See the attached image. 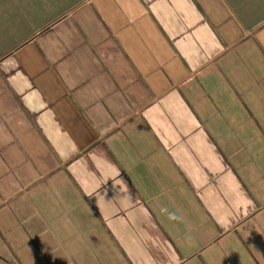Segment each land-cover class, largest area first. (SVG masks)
<instances>
[{
  "label": "crops",
  "instance_id": "obj_1",
  "mask_svg": "<svg viewBox=\"0 0 264 264\" xmlns=\"http://www.w3.org/2000/svg\"><path fill=\"white\" fill-rule=\"evenodd\" d=\"M0 260L264 264V0H0Z\"/></svg>",
  "mask_w": 264,
  "mask_h": 264
},
{
  "label": "clouds",
  "instance_id": "obj_2",
  "mask_svg": "<svg viewBox=\"0 0 264 264\" xmlns=\"http://www.w3.org/2000/svg\"><path fill=\"white\" fill-rule=\"evenodd\" d=\"M163 211L167 212V209H163ZM168 218L169 220H173V221L182 219V217L177 216V214L174 212L168 213Z\"/></svg>",
  "mask_w": 264,
  "mask_h": 264
},
{
  "label": "rangeland",
  "instance_id": "obj_3",
  "mask_svg": "<svg viewBox=\"0 0 264 264\" xmlns=\"http://www.w3.org/2000/svg\"><path fill=\"white\" fill-rule=\"evenodd\" d=\"M0 264H6V263H3V262L0 260Z\"/></svg>",
  "mask_w": 264,
  "mask_h": 264
}]
</instances>
